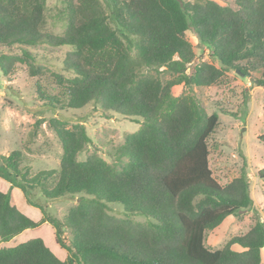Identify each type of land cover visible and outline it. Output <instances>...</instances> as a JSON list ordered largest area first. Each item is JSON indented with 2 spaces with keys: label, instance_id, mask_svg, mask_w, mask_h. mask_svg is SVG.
Returning a JSON list of instances; mask_svg holds the SVG:
<instances>
[{
  "label": "trees",
  "instance_id": "trees-1",
  "mask_svg": "<svg viewBox=\"0 0 264 264\" xmlns=\"http://www.w3.org/2000/svg\"><path fill=\"white\" fill-rule=\"evenodd\" d=\"M226 1L62 0L65 28L54 34L45 30L46 0H0V49L9 51L0 53L3 77L26 65L37 77V99L53 111L93 103L102 114L143 118L109 150L111 162L96 152L79 160L91 142L84 124L55 117L48 126L62 148L58 168L31 172L20 150L0 154V264H261L264 219L222 247L205 242L253 199L244 169L226 183L214 176L207 140L219 116L207 114L191 89L232 70L251 78L259 72L253 81L264 88V0ZM186 31L211 61L196 60ZM33 46L66 49L49 76L39 63L48 59ZM166 72L172 77L164 79ZM179 85L186 90L175 95ZM258 139L264 142V133ZM257 176L264 181V166ZM15 189L39 219L13 204ZM74 195L78 202L63 220L48 213V201ZM110 203L121 204L124 216L109 213ZM45 223L60 257L41 237L2 244Z\"/></svg>",
  "mask_w": 264,
  "mask_h": 264
},
{
  "label": "rangeland",
  "instance_id": "rangeland-1",
  "mask_svg": "<svg viewBox=\"0 0 264 264\" xmlns=\"http://www.w3.org/2000/svg\"><path fill=\"white\" fill-rule=\"evenodd\" d=\"M225 5L226 0H215ZM45 30L61 34L65 28V15L62 0H46ZM187 39L192 44L197 61H211L207 48L199 41L192 31H186ZM37 56L48 59L40 61L41 67L49 76L50 70H57L65 57V48L49 46L29 47ZM9 52L8 49H0ZM13 52L20 53L19 49ZM219 65L218 63H214ZM19 69L9 78L0 72V154H8L18 149L22 153L21 166L31 172L41 169L58 168L62 148L55 133L49 128L48 120L52 117L66 119L69 124L83 123L91 142L78 154L79 160L96 152L105 161L111 162L108 152L123 143L126 134L136 132L143 123L139 116H123L113 111L102 114L96 109L99 106L89 103L80 109L56 110L45 106L37 99L35 82L37 77L28 74L26 65L20 64ZM254 77L259 72L253 73ZM164 79L172 77L163 73ZM253 77V78H254ZM249 76H241L235 71H228L216 83L207 87H193L191 94L205 109L207 114L218 113L219 124L208 138L210 149L209 163L214 176L220 183H226L238 176L244 169L250 180L252 205L237 215L228 216L216 229L206 233V244L219 248L239 233L246 232L256 220L264 219V181L258 178L257 171L264 166V142L258 135L264 133V112L262 104L264 88L254 84ZM186 88L179 85L173 88L175 95ZM5 181L0 179V190H6ZM12 194V202L24 214L33 220L40 218L38 209L29 206L22 198L19 190ZM36 196L45 201L39 191ZM79 195L60 198L47 202L50 215L63 220L68 209L78 202ZM109 213L123 217V207L119 203L109 204ZM134 220L144 222L146 217L135 215ZM34 237L44 239L46 245L59 257L62 255L51 235L50 225L27 229L6 244L12 246ZM1 244V245H2ZM235 249L239 247L234 246ZM264 264V246L261 249Z\"/></svg>",
  "mask_w": 264,
  "mask_h": 264
},
{
  "label": "water",
  "instance_id": "water-1",
  "mask_svg": "<svg viewBox=\"0 0 264 264\" xmlns=\"http://www.w3.org/2000/svg\"><path fill=\"white\" fill-rule=\"evenodd\" d=\"M237 72V74H239V71H236ZM241 76H243V75H241ZM249 79L252 81V78L251 77H249Z\"/></svg>",
  "mask_w": 264,
  "mask_h": 264
},
{
  "label": "crops",
  "instance_id": "crops-1",
  "mask_svg": "<svg viewBox=\"0 0 264 264\" xmlns=\"http://www.w3.org/2000/svg\"><path fill=\"white\" fill-rule=\"evenodd\" d=\"M261 264H262V256H261Z\"/></svg>",
  "mask_w": 264,
  "mask_h": 264
}]
</instances>
